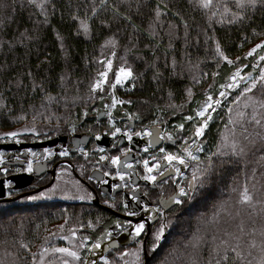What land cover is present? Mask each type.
<instances>
[{"label":"trees","instance_id":"16d2710c","mask_svg":"<svg viewBox=\"0 0 264 264\" xmlns=\"http://www.w3.org/2000/svg\"><path fill=\"white\" fill-rule=\"evenodd\" d=\"M144 2L146 6L141 10L143 15H134V21L141 29H147L152 22L149 10L155 7L158 0H144ZM165 2L175 6V10H181L183 15L190 18L188 43H185L181 31L180 38L174 40L173 47L167 51L169 60L167 68L164 66V50L168 46V38L164 35L167 31L166 22L161 31L163 39L160 41L159 49L155 55L151 48H146L145 45L155 46L157 41L145 32H133L131 27L123 22H113L110 30L101 26V20L111 19L113 3L119 5L122 11L126 10L121 0H107L106 6L97 7L95 16L92 14L91 7L93 4L98 6L100 0H48V24L43 23L44 15L40 9L30 5L27 0H23V3L21 0H0V21H2L0 23V40L13 42L12 47L5 44L4 48L0 50V93L8 105V107L0 109V127L9 128L29 121L28 126L45 128V132L50 136L62 130H69L68 121L75 123L86 119L87 117H80L85 106L89 111L94 103L102 104L98 100L87 98L89 80L99 67L93 58H98L101 52L107 54L108 50L102 49L101 45L113 34H116L118 39L114 66L121 62V57H126L134 73L137 74V79L134 81L135 87H130L129 83L125 82L123 87L118 86L116 95L133 101L132 104L124 107L129 112L140 114L141 119L134 120L138 129L149 125L150 121L155 119L158 114L168 123H176L181 121L182 115L192 114L196 105L192 101L185 103L186 89L191 87L194 100L198 101L205 97L204 90L207 89L208 84L213 83L211 76L201 78V70L209 73L219 71L220 76L217 78V83H221L225 76L233 70V66L224 63L219 69H216L215 62L211 59L213 41L200 33L202 27H207L200 11L194 12L188 4V0H165ZM218 2L221 4L227 2L232 5L233 10H236L234 0H218ZM52 4L56 5L55 9L51 7ZM134 8L135 5H133ZM73 14L79 15L81 20H85L91 25L92 32L89 36L74 35L79 22L71 19ZM248 15L251 17L249 20L234 25L216 24L214 25L215 31L212 29L208 31V36L219 39L225 46L226 54L230 58L234 59L236 56H240L241 63L249 65L245 70L251 69L253 62L251 57L246 59L244 53L250 46L264 39V36H255L252 32L253 28L257 32H264V7L258 4L255 10H248ZM191 17H195V19L192 20ZM167 20L176 22L170 15L165 18V21ZM25 29L28 30V35L33 38L25 39L22 45L16 43L17 40L23 38L21 33ZM55 31H59L66 38L67 55L60 49ZM198 34H200V41L196 43L193 38ZM245 37L248 39L241 46V41ZM172 57L176 58L183 69L182 72L179 68L175 73L172 72L170 64ZM189 61L191 65H198V67H190ZM154 62L162 73L159 81L153 79L156 71L152 67ZM28 71L33 73V77L26 75ZM62 74H68L63 86L59 79ZM193 76H196L200 82L195 83L192 79ZM17 78L23 80L25 86H29L34 78L37 84L43 82L46 90L53 95L58 93L68 95L69 107L65 108L64 103L61 102L49 107L46 111L39 108L43 94L39 90L33 93L29 87L17 88L15 86ZM9 81L13 82L11 88L8 87ZM77 81H79L78 89ZM65 89H67L66 93ZM73 97L77 98L74 107L71 104ZM29 105H36V110L43 115L37 116V119L32 121L31 116L35 112ZM169 105L182 106L183 114L177 108V116L172 117L173 109ZM22 110L28 112V119L14 120L13 117L20 115ZM247 111L250 112L251 109L249 108ZM119 114L123 115L122 109ZM232 118L235 119L234 116ZM188 125L186 129H188ZM225 125L231 127L228 111L219 109L206 136L207 154H204L203 160L211 150L212 153L216 151V145L220 142L221 135L227 133ZM259 159L260 153L255 149L246 157H233L231 161L224 164H220L219 160L213 157L217 163L211 176L202 186L197 184L195 192L189 190L190 198L186 197L184 203L172 213L167 221L170 223L169 232L161 241L156 253L150 256L148 264H189L193 258H198L203 262L209 257L215 245L219 243V239L214 241L213 237L222 238L225 231L234 230L241 222L245 226V231L256 227L258 231L253 235L258 238L259 229L264 224V213L260 212L258 206L255 212L247 207H234L236 193L232 190L243 185L246 180L249 186L257 181L264 183V167L258 165ZM203 166L207 165L203 164ZM253 169H255L254 174ZM253 175H255V180H253ZM257 186L259 187V184ZM225 202L229 209L236 210L235 216L239 212L238 217L226 216L221 213V216L216 217L215 222H212L214 213ZM14 206L12 209L9 207L0 208V259L4 261V264H31V258L25 254L24 250L21 249L17 253L21 258L19 260L11 253L17 251L21 242L28 243L31 249L41 243L45 230L43 226L47 229L48 225L55 223L58 219L67 217L70 218V222L72 220L80 222L88 221V217H93V219L99 217L97 230L102 231L106 218L104 212L77 202L48 200ZM85 233L89 232L85 231ZM194 237L200 238V242L195 248L193 247ZM245 240L250 243L248 237H245ZM242 247L246 251V245H242ZM251 253L248 260L252 261L255 256L262 255L260 245L257 244L256 248L251 249ZM212 254L214 255V253Z\"/></svg>","mask_w":264,"mask_h":264},{"label":"snow or ice","instance_id":"6c2138e0","mask_svg":"<svg viewBox=\"0 0 264 264\" xmlns=\"http://www.w3.org/2000/svg\"><path fill=\"white\" fill-rule=\"evenodd\" d=\"M27 2L40 9L41 13L44 15L43 23L48 24V0H27ZM21 3H23V0H21ZM121 3L126 10L122 11L119 5L113 3L111 5V19L101 20V26L107 27L110 30L113 22H123L125 25L130 26L133 32H145L149 37L157 41L155 46L145 45L146 48H151L153 55H155L156 51L159 49V43L163 39L161 31L164 29L166 22L167 31L164 35L168 38V46L167 49L164 50V66L167 68L169 65L167 51L173 47V41L180 38L181 31L185 43H188L190 35V18L183 15L181 10H175V6L170 5L168 2H165V0H158L155 7L149 10L152 22L147 29H141L135 23L134 15H143L141 10L146 6L144 0H121ZM188 4L194 12L200 11L204 17L207 27H202L200 33H202L207 39L213 41V55L211 59L215 62L216 69H219L221 64L226 63L227 65L233 66V71L224 78V83H217V78L220 76L219 71H212L209 73L201 70V78L211 76L213 83H209L207 89L204 90L206 98L202 101L194 100V93L191 87L186 89L187 99L185 103L187 104L188 101H192L196 103L197 107L192 114L182 115L181 122L173 125V132L167 131L168 122L159 114L155 119L150 121L149 125L144 126L141 131H132L130 127H117L116 120L113 117V110L117 108L122 109L124 117L130 121L141 119L138 112H129L124 107L125 105L132 104V100H126L116 95L118 86L123 87L125 82H128L129 86L134 88V81L137 79V74L134 73L133 68L128 63L126 57H121V62L114 66L116 48L118 45L116 34L109 36L104 44L101 45L102 49L108 50L107 54L101 52L98 58H93L96 65L99 67L95 70L93 76L89 80L87 98L89 100H98L103 104L102 109H95V115L97 117H107L108 124L110 125L107 134L113 138H116L118 135L121 137L120 140L113 142L112 148L118 149V144L122 143L123 139L131 142L134 136L146 137L147 142L144 147V152L148 153L147 158H130L129 154L132 152L131 147L118 149L123 154L122 159L121 155L106 154V149L97 145L96 151L101 153L99 159L88 160L87 158L91 153L80 145V141L76 142V147L78 148L79 153L86 158L87 163L92 165V174L86 175L85 165L81 164L79 166L81 175L88 181L95 180L100 184L108 183L107 180L102 179V177H118L121 183L111 184L112 189H128V181H131L132 188L134 189L131 191V199L140 202V211L131 210L127 199H122L120 203L128 216L137 217L141 215V212L146 216L145 219H140L135 222L131 219L124 221L117 219L113 222L114 227L104 228V230L100 232L101 237L111 241L109 247H117L114 257L108 255L99 256V260L102 261L103 264H130L126 257L134 258L132 264H147V260L142 258V254L144 257H147L149 252L155 254L161 245V241L165 237L167 229L170 227V223L167 222L168 213L166 212V209L169 208V205H182L184 203L182 197L190 198L189 191H186L185 186L180 185L176 180V177H183L184 173L182 168L190 167L189 161L197 162L191 179L187 181V189L192 192L196 191L197 184L202 186L211 176L212 170L216 167L217 163L216 160H213V157H216L220 164H224L231 161L233 157H246L249 153L253 152V149H255V151L260 153V159L257 163L259 166L264 167V39L259 40L258 43H255L246 53H244V57H251L253 63L252 72H243L242 69H246L249 65L241 63L240 56H236L234 59L230 58L229 55L226 54L225 46L221 44L220 40L208 36L209 29L215 31L214 25L216 24L234 25L241 23L244 20L251 19L248 15V10H255L258 4L261 7H264V0H234L236 10H233L232 5L229 3L224 2L221 4L218 0H188ZM106 5L107 0H100L98 6L93 4L91 7L93 16L96 15L97 7H104ZM133 5H135L134 9ZM51 7L55 9L56 5L52 4ZM169 15L174 17L176 21L175 23L173 20L165 21V18ZM71 19L79 22L74 35L80 36L83 34L89 36L91 34V25L85 20H81L79 15L73 14ZM191 19L194 20L195 17H191ZM0 23H2V21H0ZM117 31L119 32V28ZM252 32L255 36H264V32H257L255 28L252 29ZM55 36L60 49L67 55V49L65 47L66 38L62 36L59 31H55ZM21 37L23 38L16 41V43L21 45L24 44L25 39L31 40L33 38L28 35L27 29L21 33ZM247 39L248 37H245L244 40L241 41V46H243ZM193 40L196 43H199L200 34L195 36ZM5 44L9 47L13 46L12 41L0 40V50L4 48ZM188 63L192 68L198 67V65H191L190 61ZM170 64L172 72L175 73L178 68L181 72L183 71L175 57H172ZM152 67L156 69L153 79L159 81L162 73L157 68L155 62L152 64ZM257 71L259 74L253 76V72ZM26 75L28 77H33L31 71H28ZM67 77L68 74H62L59 77L62 86ZM192 79L195 83L200 82L196 76H193ZM12 86L13 82L9 81L8 87L11 88ZM15 86L17 88L29 87L33 93L39 90V92L43 94L39 108L45 109V111L49 107L58 105L61 102L64 103L65 108L69 107L68 95L61 93L53 95L46 90L43 82L37 84L34 78L29 86H25L23 80L17 78ZM78 87L79 81H77V89ZM232 90H238V94L234 96L229 104L228 97L233 95ZM64 91L66 93L67 89ZM169 96H171V93H169ZM76 100V97H73L71 100L73 107L76 104ZM144 103H147V101H144ZM225 105H227L229 124H231V127L229 128L228 125H225L227 133L221 135L220 142L216 145V151L210 153L202 161L198 153L204 152L206 136L210 130V124L214 119L213 114ZM241 105L244 110L236 111V118L233 119V106L239 108ZM6 107H8L6 99L3 97L2 93H0V109ZM29 107L35 112V114L31 116L32 121H35L37 116L43 115V113L36 110V105H29ZM169 107L173 109L171 111L172 117L177 116V108H179L181 114L184 112L182 106L169 105ZM249 108L251 109L250 112L247 111ZM88 116V107L85 106L80 113V117L85 118ZM13 119L26 120L28 119V112L22 110L20 115L13 117ZM189 123L191 127L186 129V124ZM68 127L71 132L77 131L76 125L71 123V121H68ZM22 132L35 133L36 128L34 126H26L19 130L4 132L0 135L16 139ZM95 135L96 139L101 138V133H96ZM163 141H171L173 145H176L178 141L180 143L176 151H168L164 147H161L159 148L158 155H151L148 152L149 148L154 147ZM16 142L19 143L20 141L16 139ZM27 151L31 152L32 150L28 149ZM43 154L42 158L47 160L48 158L57 155L60 157H68L71 155V151L68 147L62 146L58 152L54 149L45 148L43 149ZM32 155L35 156L36 153H32ZM14 158L16 160L20 159L18 155ZM5 159V153L0 151V165L4 164ZM101 162H106L103 167H101ZM201 164H206L207 166L202 168ZM137 165L140 166V170L143 172L142 177H140L143 181L150 182L153 186L163 188L169 180H172L177 184L178 194L173 193V195L168 197L161 195L158 197V202L155 204L142 200L141 196L135 191L140 190V185L133 179L134 175H140L136 170ZM72 167V164L65 161L64 166L60 167V172L67 173ZM105 168H111L114 170L105 171ZM9 171L10 169L7 167H0V172L2 173L6 174ZM16 171L33 173L36 169L33 168L32 160L29 159L26 168H18ZM197 172H199V176L197 175ZM97 173H100V175H97ZM254 173L255 169H253V174ZM56 178L58 180L60 179L59 176ZM40 179L42 180L43 177H40ZM253 180H255V175H253ZM258 184L259 187L257 186ZM57 188L58 185L53 184L51 188L42 190L38 195L29 196L27 199L36 200L50 196L55 193ZM75 188L78 193L81 191L80 181H75ZM232 191L236 193L234 207H247L255 212L257 206H259L260 212L264 213V183L257 181L249 186V183L246 180L243 185L233 188ZM61 194L65 198L79 199L80 201L94 199L93 195L87 191H84V194L70 195L69 191L61 189ZM143 196L148 197V192L143 191ZM104 203H108V201L105 200ZM112 207H116V205L113 204ZM221 213L232 216V211L229 209L226 202L222 203L217 212L214 213L212 222H215L216 217L221 216ZM237 215H239V212H237ZM99 221L100 218L98 217L97 222L99 223ZM153 221L155 222V225H150V222ZM68 223H70V218L66 217L65 223L56 226L57 231L53 232L45 229L47 234L36 252L31 250L28 243L21 242L17 251L11 253V255L18 260L21 259L17 253L22 249L26 255L30 256L31 264H97L96 260L91 259L90 255L85 253L94 255L95 250L102 247L103 241L99 238L93 240L91 235L80 231V229H95L97 224H94L91 220L86 223L77 221L72 227L67 229V234L63 235L62 239L69 241V246H55L48 244V241L52 237L66 231L65 225ZM116 229L128 233L133 241H137V247L134 249L124 247L123 250H119V241L116 240L113 235V233L116 232ZM257 231L256 227H252L249 231H245V226L243 222H241L234 230L225 231L222 238L213 237L214 241L219 239V243L212 249L208 258L203 260V262L198 258H193L190 260L189 264H252V261L248 260V256H251L252 254L251 249L257 247V241L253 235ZM149 233L153 237V242L150 249H145V240L143 237ZM259 236L261 237L260 252L262 255L257 264H264V224H262L259 229ZM245 237L250 239V243L245 240ZM193 239L195 241L193 247L195 248L198 246L200 238L194 237ZM242 245H246L248 249L247 252ZM212 253H214V255ZM0 264H4L2 259H0Z\"/></svg>","mask_w":264,"mask_h":264},{"label":"flooded vegetation","instance_id":"af4514ba","mask_svg":"<svg viewBox=\"0 0 264 264\" xmlns=\"http://www.w3.org/2000/svg\"><path fill=\"white\" fill-rule=\"evenodd\" d=\"M102 108H103V104L97 105V103H94L93 107L91 109H89V116L86 119H82L80 122L73 123L76 125V129H77L76 132H71L70 129L69 130H62L61 132H59L57 134H53V135L47 136L43 139H40V140L52 139L56 136L65 137V139H66L65 142L59 141L57 144L52 146L50 149H54L58 152L62 146L68 147L71 151L70 156L60 157L59 155H57L54 157H50V158H53V160H49L50 158H48L46 160V159L42 158L44 154H43V149L41 147L35 148V147L27 146V148H26L27 156L25 158L22 155L23 150L19 149L20 150L19 151V153H20L19 154V156H20L19 160H16L14 157H10V158L8 157L5 159V162H6V160L21 161L22 159L25 162L23 165L20 164V165H11V166H7L4 162V164L0 165V167H7L10 169V171L6 174L1 172L0 177L7 178L11 175L20 174V173H27L30 175H32L33 173H37V172L42 173L38 176H34L28 186L21 188V189H12V191H14V197L20 196L22 194H25L23 197H29L31 195L39 193L40 191H42L44 189L51 188V186L57 182L58 188L56 189L55 193L51 194L50 196H47V198L49 200H54V201L57 200V201H64V202H77V203L84 204L91 209L98 210L99 212H104V215H106V218H105V222L103 225L104 226L103 230H104V228L114 227L113 222L117 219H119L121 221L131 219L135 222L137 220L146 218V216L143 212H141V215L137 216V217L128 216L127 212H125L123 210V207L120 203L122 199H127L129 202V208L131 210L140 211V208H141L140 202L134 201L131 199V191L134 190L132 188L131 181H128V184H129L128 189H122L121 191H118L116 194H113L115 189H112L111 186H106V184L97 183L95 180L88 181L85 179L84 176L81 175V170L79 168V166L81 164L85 165V168H86L85 174L86 175L92 174V165L86 162V158L83 157L79 153V150L76 147V145L72 144V141H71L72 135L77 134V135H85V136L89 137L87 144H83V143L80 144L82 147H84L86 150H88L91 153V155L87 158L88 160H92V159L98 160L99 159V155L101 153L96 151L97 145L99 147L105 148L106 154H108V155H121V157H123L122 152L119 151L118 149L131 147L132 143L138 144L137 140H134V141L132 140L131 142H129L128 140L123 139L122 143L118 144V149H113L112 148L113 142L120 140L121 137L118 135L116 138H113L107 134L108 130L110 129V125L108 124L107 117H104V116L97 117L95 115V109H102ZM113 117L116 120V126L117 127H122V126L124 127V125L126 124V118L121 119L117 115H113ZM137 126H138L137 123L134 121L130 128L132 129V131H141L142 129H138ZM96 133H101L100 139H96V135H95ZM139 138L142 139V138H146V137H139ZM40 140H39V138L38 139H32L31 138V139H26V140L20 141L19 143L15 142V141H11L10 143H14V142L17 144H20L21 142L22 143H36ZM78 140L83 141L84 138L78 139ZM106 143H108L109 145L106 146L105 145ZM179 143L180 142L178 141L176 145H173L171 141H163L162 144L159 145L158 147L149 148L148 152L151 155H158L159 154V148H161V147H164L168 151H176L178 146H179ZM28 149H31L32 151L28 152L27 151ZM2 150L3 149L0 148V151H2ZM38 150L40 152L39 154H37ZM32 153H36V155L33 156ZM135 154L139 158H147V156H148V153L144 152V147L140 151L135 152ZM37 157H38V159H37ZM29 159H31V160L35 159V161L33 162V168L36 169V171H34L33 173H28V172H23V171L17 172V171L13 170L14 166H21L23 168H26L27 167V161ZM65 161H67V163H69V164H72L73 167L70 168L67 173H61L60 167L64 166ZM104 163H106V162H101V167H103ZM189 163H190V167L182 168V171L184 173L183 177H176V180L179 182V184L182 186H185L186 191H189L187 189V181L191 179V161H189ZM109 170H114V169L105 168V171H109ZM136 170L140 173V175L139 176L134 175L133 179L138 180L137 183L140 185V190H135V191L140 192L138 195L141 196L142 200H143V198H142L143 197V191L148 192V197H146V199L148 200V202H150L152 204L157 203L158 197H160L161 195H163L164 197H168V196L173 195V193L178 194L177 184L174 183L172 180H169L168 183L163 186V188H161L159 186H153V185H151L150 182H145L140 178V177H142L143 172L140 170L139 165L136 166ZM97 175H100V173H97ZM57 176L60 177L59 180L56 178ZM40 177H43V179L41 180ZM110 178L116 179L117 177L113 176ZM102 179L106 180V177H102ZM75 181H80L81 191L79 193L76 191ZM49 183H51V185L49 187H46V188H44V189H42L36 193H31L40 187L47 186ZM61 189H65L67 191H70L73 193V195L74 194L75 195L84 194V191H87L93 195L94 199L93 200H84V201H80L79 199H75V200L74 199L73 200L68 199V198H65L61 194ZM185 198L186 197H182L183 200ZM105 200L108 201V203H104ZM41 201H48V200H41ZM113 204H115L116 207H112ZM104 206L109 207L110 210H107ZM178 206L179 205L173 204V205H169V208L166 209V212L168 213L167 221L170 218V216L172 215V213H174V211L176 210V208ZM150 225H155V222L154 221L150 222ZM125 234L126 233L121 232L119 229H116V232L113 233L116 240H118L119 242H124L126 240L127 236ZM99 236H100V234L97 236V238H99ZM143 239L145 240V249H150V246L153 242V237L151 236V234L150 233L146 234L143 237ZM102 241H103V244H105L107 246H109L111 244V241H109L107 239H103ZM136 242L137 241L132 240L131 243L128 245H121L119 247V250H120V248H123V247H132V245H136L135 244ZM115 250H117V249H111V250H109V252L107 254L112 253ZM149 253H148V256L150 258V256L153 255V253L152 252H149Z\"/></svg>","mask_w":264,"mask_h":264},{"label":"rangeland","instance_id":"374dc122","mask_svg":"<svg viewBox=\"0 0 264 264\" xmlns=\"http://www.w3.org/2000/svg\"><path fill=\"white\" fill-rule=\"evenodd\" d=\"M253 46V45H252ZM252 46H250L249 48H251ZM248 48V49H249ZM248 51V50H247ZM246 51V52H247ZM246 59L247 58H249V57H245ZM245 59V60H246ZM247 61H249V60H247ZM244 64H246V63H244ZM233 71V70H232ZM231 71V72H232ZM242 71L243 72H252V67H251V69H248V70H245V69H242ZM230 72V73H231ZM230 73H228L226 76H228ZM259 73H258V71L257 72H253V76H257ZM225 76V77H226ZM225 82V79L221 82V83H224ZM233 91V95L232 96H230V97H228V103L230 104L231 103V100L234 98V96L236 95V94H238V90H232ZM206 98V96L205 97H203V98H201L200 100H198V101H202V100H204ZM195 105H196V103H195ZM196 107H197V105H196ZM233 107H235L234 108V111H233V113H232V116H234V118H236V116H235V113H236V111H239V110H244L243 109V107L241 108V106L239 107V108H237V106H233ZM196 109V108H195ZM220 110L221 109H227V105H225V106H222L221 108H219ZM219 109L217 110V112L216 113H214L213 114V116H214V119H213V121H212V123L215 121V118H216V116H217V113L219 112ZM119 111H120V108H117V109H115V110H113V115H117V116H119L121 119H123V118H126V117H124V112H123V110H122V112H123V115H121V114H119ZM72 122V121H71ZM133 122H134V120H128L127 118H126V124L124 125V127L126 126V127H131L132 126V124H133ZM179 122H181V121H178V122H176V123H179ZM24 123L25 124H20V125H15V126H11V127H9V128H1L0 127V134H2V133H4V132H8V131H15V130H19V129H21V128H23V127H32V126H28V124H29V121L28 122H26V121H24ZM76 123V122H75ZM176 123H167V131H169V132H173L174 131V129H173V125L174 124H176ZM211 123V124H212ZM186 126H187V124H186ZM123 126L121 127V128H124ZM191 127V125H190V123H189V125H188V128H190ZM36 128V132L35 133H31V132H22L21 134H20V136L18 137V138H16V139H18L19 141H22V140H26V139H43V138H45V137H47V136H49V135H47V133L45 132V128H37V127H35ZM187 128V127H186ZM16 139H13V138H10V137H4V136H2V135H0V144H5L7 141H15L16 142ZM205 149H206V147H205ZM204 149V152H202V153H198V155H200V157H201V160L203 161V156H204V154H207V149L205 150ZM4 153H5V156H6V158H10V157H15V156H19V149H9V150H2ZM38 153L37 154H39L40 152H39V150L37 151ZM210 153H212V150H211V152ZM37 159H38V157H37ZM35 161V159H33L32 160V163ZM196 163L197 162H195V161H191V165H192V172H191V175H192V173H193V170H194V167H195V165H196ZM202 165L203 164H201V167H202ZM204 167V166H203ZM202 167V168H203ZM18 168H23V167H21V166H14L13 167V170L14 171H16V169H18ZM0 174H1V172H0ZM197 175L199 176V172H197ZM55 184H57V182L55 183ZM47 189H49V188H47ZM47 189H44V190H47ZM10 193V194H9ZM69 194L70 195H73V193L72 192H70L69 191ZM34 195H38V193H36V194H34ZM75 195V194H74ZM31 196H33V195H31ZM5 197L8 199V198H13L14 197V191H12L11 189H9V190H7V193H6V195H5ZM41 200H49L47 197H42V198H39V199H36V200H29V199H27V197H21V198H18V199H16V200H5V201H3V200H0V208H5V207H9V208H13V207H15L14 205H18V204H24V203H32V202H37V201H41ZM73 200V199H72ZM75 200V199H74ZM259 207V206H258ZM231 211H232V215L234 216V217H238L237 215L235 216V214H236V210H232V209H230ZM222 215H224V214H222ZM226 215V214H225ZM226 216H228V215H226ZM88 219V221L89 220H91L94 224H97V227L95 228V229H91V228H88V229H80V231L82 232H84L85 233V231H88L89 233H88V235H91L92 237H93V240H95L96 238H97V236L100 234V232L101 231H98L97 229H98V222H97V218H95V219H93V217H88L87 218ZM73 221V220H72ZM71 221V222H72ZM68 223V224H66L65 225V228H66V231L64 232V233H60L59 235H57V236H55V237H52L49 241H48V244L49 245H55V246H69V241H67V240H63L62 239V236L63 235H65V234H67V229L68 228H70V227H72V225L73 224H75L76 222H77V220H74L72 223ZM80 222H84V223H86L87 221H80ZM48 223V222H47ZM63 223H65V218H61V219H58L55 223H53V224H50V225H48L47 226V230L48 231H53V232H55V231H57V227L56 226H58V225H60V224H63ZM231 223H233V222H231ZM44 227V229H46V227L45 226H43ZM169 232V228L167 229V231H166V233H168ZM166 233H165V235H166ZM43 237H42V240H41V243H42V241H43V239H44V237L46 236V232H45V230H44V232H43ZM258 238L256 237V235H254L255 236V238H256V241H260V239H261V237L259 236V232H258ZM41 243H39L38 245H35L34 247H32V251L33 252H36L37 250H38V248L40 247V245H41ZM136 245H132V247H127V248H136L137 247V242L135 243ZM258 245H260V242H258L257 243ZM124 248V247H123ZM123 248H120V250H123ZM116 251L117 250H115V251H113L112 253H109V254H106V255H108V256H110V257H114L115 256V253H116ZM248 251V249H247V247H246V252ZM85 254H87V255H89V253H85ZM150 254V253H149ZM259 257H257V256H255V258H254V260L252 261V264H257V262H258V260H259V258H260V256L261 255H258ZM144 256H143V254H142V258H143ZM145 258V257H144ZM143 258V259H144ZM126 259H128L129 260V262H130V264H132V261H133V259L134 258H132V257H126ZM150 260V259H149ZM6 263V262H5ZM99 264H103V262L102 261H100L99 262Z\"/></svg>","mask_w":264,"mask_h":264},{"label":"water","instance_id":"95a60500","mask_svg":"<svg viewBox=\"0 0 264 264\" xmlns=\"http://www.w3.org/2000/svg\"><path fill=\"white\" fill-rule=\"evenodd\" d=\"M82 138H84L83 141L78 140V139H82ZM88 138L89 137H87L85 135H77V134H75V135H72L71 141H72V144L73 145H76V142L77 141H80V144L81 143L87 144ZM134 140H137L138 141V144L132 143V146H131V148H132V152L131 153L132 154L131 153H130L131 155L129 154V157L130 158L137 157V155L135 154V152H138L143 147H145L146 142H147V138H142L141 139V138H139L137 136H134L133 137V141ZM59 141L65 142L66 139H65V137L56 136V137H54L52 139L44 140V141H40V142H36V143H21V144L9 143V144H0V148L1 149H4V150L21 149V150H23V154L22 155L25 158L27 156V152H26L27 146H31V147H35V148L36 147L37 148L38 147H41V148H44V147H52L55 144H57ZM161 144H162V142L159 143V144H157V145H155L153 148H156V147H158ZM105 145L108 146L109 144L106 143ZM122 159H123V157H122ZM49 160H53V158H50ZM24 162L25 161L23 159L21 161L6 160L5 164L7 166L20 165V164L23 165ZM40 174H42V173L41 172H37V173H33L32 175L27 174V173H20V174L11 175V176H9L7 178H0V200H3V201H5V200H8V201L9 200H16V199H18L20 197H23L25 195V194H22L20 196H16V197L8 198L7 199L5 197V195H6V189H7L6 184H8V187L10 189H21V188H24V187L28 186L34 176H38ZM106 180L108 182L106 184V186H111V184H113V183H121V181H119V178L118 177L116 179H111L110 177H106ZM135 181L137 183L138 180H135ZM9 182H11V183H9ZM50 185H51V183H49L47 186L40 187V188L34 190L31 193H36V192H38V191H40V190H42V189H44L46 187H49ZM121 190L122 189H115L114 192H113V194H116L118 191H121ZM139 193L140 192H137V194H139ZM142 198H143V200H145L146 202H148V200L146 199V197L143 196ZM104 207L107 210H110L109 207H107V206H104ZM125 235L127 236L126 240L125 241L123 240L124 242H119V246L118 247H120L121 245H128V244L131 243L132 239L129 236V234L126 233ZM99 239L103 240L105 238L99 236ZM111 249H117V247H109V246H107L105 244H102V247L100 249H96L95 250V254L94 255L93 254H90V257H91V259L96 260L97 261V264H98L99 261H100L99 260V256L100 255L107 254L109 252V250H111ZM145 259L147 260V264H148L149 259H150L149 256L145 257Z\"/></svg>","mask_w":264,"mask_h":264}]
</instances>
